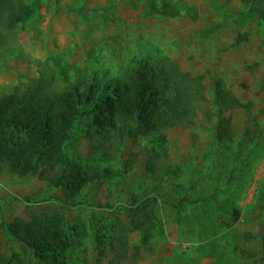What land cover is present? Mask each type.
Masks as SVG:
<instances>
[{
    "label": "rangeland",
    "instance_id": "374dc122",
    "mask_svg": "<svg viewBox=\"0 0 264 264\" xmlns=\"http://www.w3.org/2000/svg\"><path fill=\"white\" fill-rule=\"evenodd\" d=\"M26 1L34 12L0 47V97L42 80L62 86L92 71L122 77L168 56L183 71L204 75L210 100L204 110L217 113L211 101L221 77L251 115L245 106L224 109L231 125L221 139L214 133L217 115L209 119L204 110L194 124L168 128L155 172L147 167L149 138L127 139L107 157L95 152L97 138L76 136L72 156L92 171L108 167L116 174L74 197L35 174L0 166L2 242L21 250V242L8 241L7 223L52 206L64 213L74 243H81L66 252L72 264L82 263L81 249L89 264H108L121 243L128 244L123 264H264V20L238 23L239 0ZM83 6L103 14L85 20ZM130 151L139 155L126 171ZM183 195L196 202L176 209L171 203Z\"/></svg>",
    "mask_w": 264,
    "mask_h": 264
},
{
    "label": "trees",
    "instance_id": "16d2710c",
    "mask_svg": "<svg viewBox=\"0 0 264 264\" xmlns=\"http://www.w3.org/2000/svg\"><path fill=\"white\" fill-rule=\"evenodd\" d=\"M239 1L244 9L238 11V23L256 17L264 20V0ZM33 12L34 4L26 0H0V47L8 42L7 32ZM81 14L87 20L103 14V9L83 6ZM245 36L246 33L241 34L237 41ZM203 79L204 75L183 71L176 61L165 56L155 64L142 62L122 77L92 71L62 86L48 79L33 87H16L0 97V166L7 165L20 174H35L74 197L90 183L116 174L108 167L103 171L85 168L71 154L74 137L97 138L98 143L92 144L95 152L101 149L107 157L127 139L136 144L149 138L154 145L147 167L155 172L166 150L165 131L176 125L194 124L199 111L210 103ZM213 97L211 102L217 113L209 107L204 113L209 119L212 114L217 115L214 133L221 139L230 135L231 116H222L224 109L245 106L249 115L251 110L221 77L215 80ZM138 155L139 152L130 151L126 171L133 167ZM195 202L183 195L171 205L182 209L186 203ZM139 210L136 207L132 214L134 228L140 222ZM235 213L237 219L239 210L235 209ZM64 220V213L52 206L41 207L29 219L14 217L5 227L8 241L21 242V250L16 248L17 243H3L0 239V264H72L66 252L71 245L81 243H74ZM77 234L80 235L78 231ZM262 239L260 260L264 261V234ZM127 250L128 244L121 243L117 258L108 264H123ZM81 251V264H89L87 250Z\"/></svg>",
    "mask_w": 264,
    "mask_h": 264
}]
</instances>
